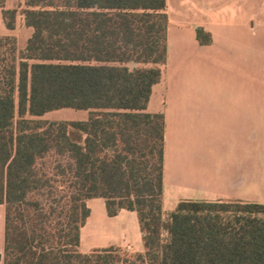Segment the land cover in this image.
Segmentation results:
<instances>
[{"label":"trees","instance_id":"trees-1","mask_svg":"<svg viewBox=\"0 0 264 264\" xmlns=\"http://www.w3.org/2000/svg\"><path fill=\"white\" fill-rule=\"evenodd\" d=\"M31 36H0L3 264H264V204L163 210V112L146 111L167 58V0H23ZM202 45L211 34L196 29ZM71 108L85 120H44ZM54 157L52 171L45 160ZM136 213L143 252L80 251L86 201ZM166 216V218H165Z\"/></svg>","mask_w":264,"mask_h":264},{"label":"crops","instance_id":"crops-1","mask_svg":"<svg viewBox=\"0 0 264 264\" xmlns=\"http://www.w3.org/2000/svg\"><path fill=\"white\" fill-rule=\"evenodd\" d=\"M17 2L0 0V36H15L2 10ZM166 11V63L146 109L165 116L164 212L181 200L264 204L254 195L264 191V0H167ZM198 27L211 34L210 44L197 40ZM86 204L82 253L110 245L143 252L135 212L111 217L103 198ZM3 250L0 205V264Z\"/></svg>","mask_w":264,"mask_h":264},{"label":"rangeland","instance_id":"rangeland-1","mask_svg":"<svg viewBox=\"0 0 264 264\" xmlns=\"http://www.w3.org/2000/svg\"><path fill=\"white\" fill-rule=\"evenodd\" d=\"M17 6H20L19 10L22 9L24 7L23 0H21L20 3L17 2ZM31 31L32 30L30 28L25 26L24 17H23V15L20 12L18 14L17 18H16V29L14 30V34H15V37L17 39V45H18L19 49L23 48L25 46L27 39L31 35ZM154 102H155V100L151 101V104L149 106V110L150 111H153L155 109ZM87 116H88V112L87 111L74 110V109H71V108H64V109H59V110L48 112V113H46L45 115H43V116H41L39 118L40 119H44V120H48V121H51V120H56V121H60V120H85L87 118ZM54 165H55L54 157H48L45 160V169H47L49 171H52ZM259 188H257L255 190L254 195L257 196L260 199H263L264 191H263V189H259ZM166 213L167 212H165V215H167ZM165 218H166V216H165ZM120 248H121L123 253H126V254H131L132 253L127 248L126 249L122 248V247H120Z\"/></svg>","mask_w":264,"mask_h":264}]
</instances>
